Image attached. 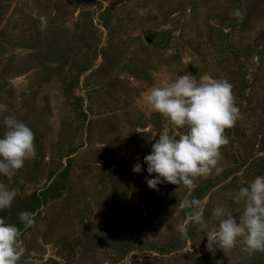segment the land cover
<instances>
[{"label":"rangeland","instance_id":"374dc122","mask_svg":"<svg viewBox=\"0 0 264 264\" xmlns=\"http://www.w3.org/2000/svg\"><path fill=\"white\" fill-rule=\"evenodd\" d=\"M186 72L227 80L239 116L225 129L220 174L153 190L143 157L165 129H186L146 95ZM0 104V135L3 117L15 116L36 149L15 176L0 177L19 193L0 211L21 231L18 264H264V252L240 245L206 250L205 232L180 207L199 199L212 230L213 208L226 203L238 219L232 194L264 175V0H0Z\"/></svg>","mask_w":264,"mask_h":264},{"label":"clouds","instance_id":"9594fccd","mask_svg":"<svg viewBox=\"0 0 264 264\" xmlns=\"http://www.w3.org/2000/svg\"><path fill=\"white\" fill-rule=\"evenodd\" d=\"M232 15L240 22L245 12L234 9ZM40 19L41 27H46V18ZM146 102L176 128L186 129L178 135L170 134L168 129L158 134L150 154L143 157L145 171L152 176L145 179L147 187L157 190V185L166 182L191 189L197 178H206L213 171L222 172L218 166L220 149L229 144L225 129L232 128L239 116L232 85L227 80L205 75L197 81L186 72L175 79L165 78L159 86L151 88ZM6 110L0 104V113ZM2 125L5 131L0 135V177L11 178L36 156L34 133L15 116L3 117ZM132 172L139 174L141 164L135 163ZM18 194L16 189L0 182V211L10 208ZM231 200L236 205L243 204L239 218L222 202L212 210V217L218 221L212 230H208L199 199L184 198L180 207L190 210L192 222L205 232V248L209 252L230 250L237 245L249 254L264 252V175L239 187ZM19 220L25 227L34 224L30 212L20 213ZM20 236L16 225L0 217V264H18L22 255Z\"/></svg>","mask_w":264,"mask_h":264},{"label":"trees","instance_id":"16d2710c","mask_svg":"<svg viewBox=\"0 0 264 264\" xmlns=\"http://www.w3.org/2000/svg\"><path fill=\"white\" fill-rule=\"evenodd\" d=\"M45 192L46 191L42 190L39 192H34L31 195L30 200H29V204H28V206H33V208L31 210H34V208L39 207V205L41 203L42 196Z\"/></svg>","mask_w":264,"mask_h":264},{"label":"water","instance_id":"95a60500","mask_svg":"<svg viewBox=\"0 0 264 264\" xmlns=\"http://www.w3.org/2000/svg\"><path fill=\"white\" fill-rule=\"evenodd\" d=\"M144 39H145V41H146L147 43H153V42H154V38H153V36L150 35V34L145 35V36H144Z\"/></svg>","mask_w":264,"mask_h":264}]
</instances>
